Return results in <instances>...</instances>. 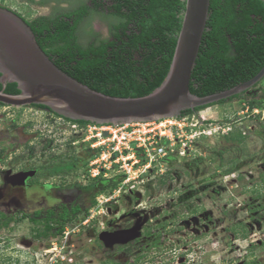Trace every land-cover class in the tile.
I'll use <instances>...</instances> for the list:
<instances>
[{
  "label": "rangeland",
  "instance_id": "1",
  "mask_svg": "<svg viewBox=\"0 0 264 264\" xmlns=\"http://www.w3.org/2000/svg\"><path fill=\"white\" fill-rule=\"evenodd\" d=\"M79 1L0 5L30 19ZM92 25L109 36L105 20L95 18ZM255 88L261 95L264 78ZM245 95L181 117L173 130L174 153L157 159L153 170H141L116 201L97 202L79 214L63 236L36 238L29 218L0 229V264H113L108 257L133 264L138 254L145 257L137 264H243L251 258L264 264V109L248 108ZM239 130L243 142L226 138ZM90 147L47 109L0 104V210L31 213L76 198L88 205L91 192L81 186L93 180L83 176L96 150ZM24 167L37 169L35 184L5 186L3 170ZM114 219L115 228L143 223L141 238L120 247L132 248L131 254L99 238Z\"/></svg>",
  "mask_w": 264,
  "mask_h": 264
},
{
  "label": "trees",
  "instance_id": "2",
  "mask_svg": "<svg viewBox=\"0 0 264 264\" xmlns=\"http://www.w3.org/2000/svg\"><path fill=\"white\" fill-rule=\"evenodd\" d=\"M29 1L45 4L48 0ZM185 5L186 0H80L76 7L30 19L24 16V19L41 48L66 73L111 96L139 97L152 92L167 76ZM95 18L107 22L109 36L102 37L92 29ZM82 23L85 24L83 33L87 37L86 42L80 40ZM263 66L264 1L211 0L206 29L191 76V92L205 96L229 89L254 77ZM1 89L3 84L0 82ZM5 91L20 92L16 82H8ZM244 94L184 110L180 117L195 114L214 104L243 98ZM245 96H249L244 100L248 108L264 109V89L261 95L252 92ZM32 106L48 109L54 116L81 124L90 122L64 117L42 104ZM245 137L241 130L226 136L238 143L243 142ZM99 151L95 150L90 157ZM123 178L122 175L111 179L100 176L88 185L81 184L91 192L88 205L76 198L31 213L17 211L10 214L0 210V229L29 218L35 224L33 234L36 238L63 236L70 222L81 213L85 216L97 203V196L113 191ZM242 235L247 237L248 231H243ZM144 257L138 254L133 264L143 261ZM110 262L129 264L108 257L106 263ZM243 264L261 263L251 258Z\"/></svg>",
  "mask_w": 264,
  "mask_h": 264
},
{
  "label": "water",
  "instance_id": "3",
  "mask_svg": "<svg viewBox=\"0 0 264 264\" xmlns=\"http://www.w3.org/2000/svg\"><path fill=\"white\" fill-rule=\"evenodd\" d=\"M210 3L211 0H186L168 74L152 92L139 97L111 96L78 81L41 48L22 15L0 5V103L14 107L42 104L73 120L121 124L180 117L184 110L242 93L264 78V66L251 79L223 91L198 96L190 90ZM8 82H16L20 92H6ZM22 174L27 172L18 175ZM142 227L143 223L138 222L128 229L102 231L99 237L106 247L126 244L141 236Z\"/></svg>",
  "mask_w": 264,
  "mask_h": 264
},
{
  "label": "built area",
  "instance_id": "4",
  "mask_svg": "<svg viewBox=\"0 0 264 264\" xmlns=\"http://www.w3.org/2000/svg\"><path fill=\"white\" fill-rule=\"evenodd\" d=\"M183 119L185 116L182 117ZM181 117L135 121L129 123H92L79 122L58 117L60 123L67 125L70 133H81L83 141L90 148L100 149L89 163L83 176L111 179L122 175L124 178L113 189L97 196L99 205L114 202L124 186L136 180L138 173L153 170L152 164L174 153L175 125H181ZM110 172L113 176H109Z\"/></svg>",
  "mask_w": 264,
  "mask_h": 264
},
{
  "label": "flooded vegetation",
  "instance_id": "5",
  "mask_svg": "<svg viewBox=\"0 0 264 264\" xmlns=\"http://www.w3.org/2000/svg\"><path fill=\"white\" fill-rule=\"evenodd\" d=\"M78 5V4H77ZM77 5H75L74 7H76ZM73 8V7H72ZM84 23H82L81 25H80V40H81V31H82V29H83V27H84ZM92 29L95 31V32H99V31H97L96 30V28H94V26L92 25ZM108 32L110 33V31H109V27H108ZM100 33V32H99ZM100 35H101V33H100ZM256 87V85H254L253 87H251L250 89H248V90H246V91H244V92H242V93H245V94H250V93H252V92H259L260 91V89L259 88H255ZM30 106H32V105H30ZM35 107V106H34ZM48 110V109H47ZM1 153H4V151L2 150L1 151ZM3 172H4V184H5V186H9V187H18V188H27V187H31V186H33L34 184H35V181H34V179H36L37 178V169L36 168H33V167H24V168H21V169H19V170H17V171H15V172H13L12 170H3ZM21 172H27V174H22V175H18L19 173H21ZM36 183H37V180H36ZM112 222H114V224L113 225H111L112 224ZM112 222H109L110 224H109V227L111 228V230H105V231H115V230H120V229H128V228H130V227H132V226H134V225H130V226H126V227H122V228H115L114 227V225L116 224L115 222H116V219H114ZM113 228V229H112ZM143 232V231H142ZM144 235V234H143ZM100 238V237H99ZM141 238V236L140 237H138V238H136V239H133L131 242H129V243H127V244H121V245H119L118 244V247L119 248H117L118 250H120V251H124V253H129V254H131L132 252H131V249L132 248H120V247H126L127 245H129L130 243H132L133 241H135V242H137L139 239ZM101 240V239H100ZM103 242V241H102ZM105 245V244H104ZM115 248H107V250L108 251H112V250H114ZM126 249V250H125ZM142 248H139V251L141 250ZM126 251V252H125Z\"/></svg>",
  "mask_w": 264,
  "mask_h": 264
}]
</instances>
